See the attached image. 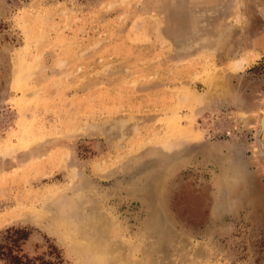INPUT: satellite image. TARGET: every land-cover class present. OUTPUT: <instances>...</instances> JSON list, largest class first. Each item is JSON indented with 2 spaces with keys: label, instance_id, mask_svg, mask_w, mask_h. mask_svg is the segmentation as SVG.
<instances>
[{
  "label": "rangeland",
  "instance_id": "374dc122",
  "mask_svg": "<svg viewBox=\"0 0 264 264\" xmlns=\"http://www.w3.org/2000/svg\"><path fill=\"white\" fill-rule=\"evenodd\" d=\"M263 8L0 0V233L62 264H264Z\"/></svg>",
  "mask_w": 264,
  "mask_h": 264
},
{
  "label": "trees",
  "instance_id": "16d2710c",
  "mask_svg": "<svg viewBox=\"0 0 264 264\" xmlns=\"http://www.w3.org/2000/svg\"><path fill=\"white\" fill-rule=\"evenodd\" d=\"M30 230L26 228H8L0 233V261L4 264H62L58 254L52 259L43 257L28 258L22 251V245L27 241Z\"/></svg>",
  "mask_w": 264,
  "mask_h": 264
},
{
  "label": "bare ground",
  "instance_id": "6f19581e",
  "mask_svg": "<svg viewBox=\"0 0 264 264\" xmlns=\"http://www.w3.org/2000/svg\"><path fill=\"white\" fill-rule=\"evenodd\" d=\"M260 128H259V131L257 132V143H258V148H259V153L260 154H262V151H261V144H262V146H264V144L262 143L263 142V139H262V133H264V131L263 132H261L262 131V129H264V111H263V114H262V116H261V119H260ZM259 140V141H258Z\"/></svg>",
  "mask_w": 264,
  "mask_h": 264
},
{
  "label": "water",
  "instance_id": "95a60500",
  "mask_svg": "<svg viewBox=\"0 0 264 264\" xmlns=\"http://www.w3.org/2000/svg\"><path fill=\"white\" fill-rule=\"evenodd\" d=\"M264 9V8H263ZM262 9V10H263ZM260 14H261V16H262V18L264 19V16L262 15V13H261V11H260ZM263 138V137H262ZM258 139V138H257ZM256 141V140H255ZM259 141V140H258ZM257 143V142H256ZM258 145V144H257ZM264 147V146H263ZM260 159V161L264 164V157L263 158H259Z\"/></svg>",
  "mask_w": 264,
  "mask_h": 264
},
{
  "label": "flooded vegetation",
  "instance_id": "af4514ba",
  "mask_svg": "<svg viewBox=\"0 0 264 264\" xmlns=\"http://www.w3.org/2000/svg\"><path fill=\"white\" fill-rule=\"evenodd\" d=\"M261 11V10H260ZM263 140H264V138H262ZM263 152H264V150H263Z\"/></svg>",
  "mask_w": 264,
  "mask_h": 264
}]
</instances>
